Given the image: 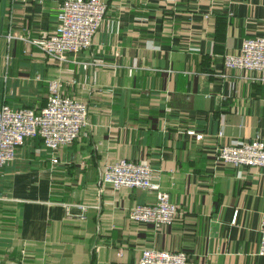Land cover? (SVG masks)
Wrapping results in <instances>:
<instances>
[{
	"label": "crops",
	"instance_id": "0c3cea01",
	"mask_svg": "<svg viewBox=\"0 0 264 264\" xmlns=\"http://www.w3.org/2000/svg\"><path fill=\"white\" fill-rule=\"evenodd\" d=\"M101 1L91 46L61 63L31 44L55 30L61 0H0V107L38 112L57 80L88 109L72 144L52 155L29 139L0 168L1 264H137L144 249L264 264V169L215 163L218 147L264 140V77L223 66L264 38V0ZM122 159L153 169L174 224L130 221L155 194L100 184Z\"/></svg>",
	"mask_w": 264,
	"mask_h": 264
},
{
	"label": "built area",
	"instance_id": "2783aa9c",
	"mask_svg": "<svg viewBox=\"0 0 264 264\" xmlns=\"http://www.w3.org/2000/svg\"><path fill=\"white\" fill-rule=\"evenodd\" d=\"M106 12L107 7L101 0H61L55 30L42 32L31 44L45 58L67 62L69 56L91 46ZM223 66L226 70L256 72L264 77V38L244 40L238 54L223 58ZM47 88L46 104L38 112L30 108L13 109L8 105L0 107V168L15 159L17 149L26 140L39 139L42 146L54 155L60 148L77 140L87 126L85 104L63 96L57 80L48 81ZM188 134L192 135V132ZM196 138L201 139L202 135ZM57 162L53 157L52 163ZM215 163L232 168L264 169V140L256 137L218 147ZM100 184L113 191L126 188L155 194L153 205H137L129 210L128 218L134 223L159 228L171 226L177 219V206L167 193L160 190L156 174L149 165L125 159L108 164L102 171ZM258 255L264 256V221L260 227ZM187 260L188 256L181 251L144 249L137 264H187Z\"/></svg>",
	"mask_w": 264,
	"mask_h": 264
},
{
	"label": "rangeland",
	"instance_id": "374dc122",
	"mask_svg": "<svg viewBox=\"0 0 264 264\" xmlns=\"http://www.w3.org/2000/svg\"><path fill=\"white\" fill-rule=\"evenodd\" d=\"M256 138V137H255ZM27 141V140H26Z\"/></svg>",
	"mask_w": 264,
	"mask_h": 264
}]
</instances>
